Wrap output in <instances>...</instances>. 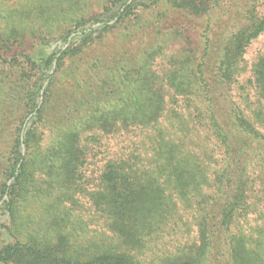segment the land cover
<instances>
[{
	"label": "trees",
	"instance_id": "16d2710c",
	"mask_svg": "<svg viewBox=\"0 0 264 264\" xmlns=\"http://www.w3.org/2000/svg\"><path fill=\"white\" fill-rule=\"evenodd\" d=\"M263 33L264 0H0V264H264Z\"/></svg>",
	"mask_w": 264,
	"mask_h": 264
},
{
	"label": "rangeland",
	"instance_id": "374dc122",
	"mask_svg": "<svg viewBox=\"0 0 264 264\" xmlns=\"http://www.w3.org/2000/svg\"><path fill=\"white\" fill-rule=\"evenodd\" d=\"M263 52L264 33L248 45L245 53L246 67H249L254 58ZM96 133H99V142L90 143L85 141L88 145V151L83 173L87 177L94 176L99 171L97 169L101 167L104 160L111 156L114 151L126 150L125 147L130 144V140L134 141L137 138L144 137L141 129L134 126L113 134H102L98 131Z\"/></svg>",
	"mask_w": 264,
	"mask_h": 264
}]
</instances>
